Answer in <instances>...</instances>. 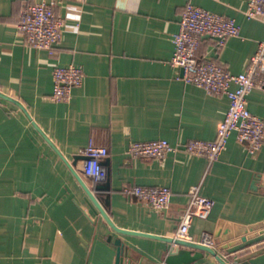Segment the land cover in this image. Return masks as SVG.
<instances>
[{
  "label": "crops",
  "instance_id": "0c3cea01",
  "mask_svg": "<svg viewBox=\"0 0 264 264\" xmlns=\"http://www.w3.org/2000/svg\"><path fill=\"white\" fill-rule=\"evenodd\" d=\"M35 1L0 0V264H115L118 243L123 264H167L176 248L202 253L190 264H222L170 240L197 183L213 205L192 219L193 239L213 235L219 221L261 223L254 237L217 253L228 264H246L264 250V142L250 155L232 131L210 165L182 151L163 158L128 152L131 141L215 137L228 98L181 80L170 62L172 34L187 2L233 18L237 35L219 50L215 37L202 36L197 53L243 71L264 38V23L244 14L245 0H54L64 26L51 52L26 45L17 29L24 5ZM68 64L82 68V83L68 101H53V67ZM247 107L264 120V88L248 94ZM90 141L109 150L100 161L103 179L80 173ZM107 175L109 190H95ZM124 184L168 186L169 204L156 211L122 194Z\"/></svg>",
  "mask_w": 264,
  "mask_h": 264
},
{
  "label": "built area",
  "instance_id": "2783aa9c",
  "mask_svg": "<svg viewBox=\"0 0 264 264\" xmlns=\"http://www.w3.org/2000/svg\"><path fill=\"white\" fill-rule=\"evenodd\" d=\"M244 14L258 18L264 23V0H245ZM64 19L54 10V0L26 3L17 23L19 34L24 43L34 48H52L61 39ZM239 33V25L229 18L205 8L187 2L181 12L178 29L172 34L173 53L171 64L182 70L181 80L202 87L207 93L225 95L228 107L216 128L211 140L188 139L181 144H171L165 138L131 141L128 152L132 155L163 158L168 152L182 151L186 156H203L208 165L218 158L224 149L232 131L236 140L243 143L250 155H255L264 142V120L252 113L247 107V96L254 88H264V38L258 41L247 67L240 72H230L224 65L212 59L198 55L197 48L202 36L216 39L217 50L225 39ZM83 70L75 64L56 65L52 70L53 101H68L71 91L79 87L83 79ZM108 148L90 141L80 152L85 158L80 173L93 180L103 179L105 171L100 161L108 155ZM263 179L264 167L260 174ZM121 192L148 205L156 211L164 210L170 201L171 189L163 185L124 184ZM188 200L181 212L178 225L171 242L175 240L195 241L212 247L216 252L220 245L214 242L215 236L204 232L201 240H194L189 227L195 216H206L213 200L200 191V183L188 189Z\"/></svg>",
  "mask_w": 264,
  "mask_h": 264
},
{
  "label": "water",
  "instance_id": "95a60500",
  "mask_svg": "<svg viewBox=\"0 0 264 264\" xmlns=\"http://www.w3.org/2000/svg\"><path fill=\"white\" fill-rule=\"evenodd\" d=\"M83 158H85L84 155H82ZM75 175L77 176L78 180L81 182V184L84 186V189L88 195V197L91 198V200L95 203L98 210L106 217V219L110 222L111 226L115 229H117L109 217L107 216L106 211L101 206V204L94 198L91 190L88 186L84 183L82 178L79 176V174L74 171ZM93 188L95 190H102V191H108L109 190V182H108V175L106 176V179L103 183H95ZM261 226V223L251 224V225H241V224H234L232 225L229 222L223 223L222 221H219L217 224L213 235L218 239V241H221L222 244H220V248H227L228 246H233L234 244H237L241 241H245L248 238L254 237L256 234L253 232L257 228ZM125 231V230H122ZM250 231V232H249ZM171 240V239H170ZM177 245H192L199 249L206 250L210 253V257L213 261L218 260L222 264H228L225 262L219 254L210 246H207L205 244H202L200 242L195 241H186V240H175L174 241ZM202 257V253L199 251L188 250L185 248H176L170 250V252L167 254L165 258V262L167 264H190L191 262L197 260L198 258ZM214 263V262H213ZM264 264V250L256 253L253 256H250L246 260V264ZM115 264H123V250L120 243L117 244L116 249V258H115Z\"/></svg>",
  "mask_w": 264,
  "mask_h": 264
}]
</instances>
